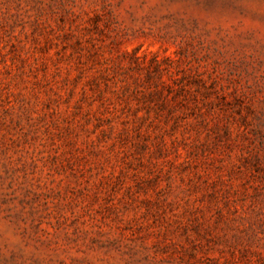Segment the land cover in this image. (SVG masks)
I'll return each mask as SVG.
<instances>
[{
    "label": "rangeland",
    "instance_id": "374dc122",
    "mask_svg": "<svg viewBox=\"0 0 264 264\" xmlns=\"http://www.w3.org/2000/svg\"><path fill=\"white\" fill-rule=\"evenodd\" d=\"M0 264H264V0H0Z\"/></svg>",
    "mask_w": 264,
    "mask_h": 264
}]
</instances>
